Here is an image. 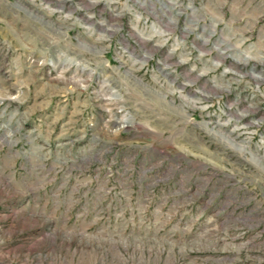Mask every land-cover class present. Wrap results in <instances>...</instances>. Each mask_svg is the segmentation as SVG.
Here are the masks:
<instances>
[{
	"label": "rangeland",
	"instance_id": "1",
	"mask_svg": "<svg viewBox=\"0 0 264 264\" xmlns=\"http://www.w3.org/2000/svg\"><path fill=\"white\" fill-rule=\"evenodd\" d=\"M0 264H264V0H0Z\"/></svg>",
	"mask_w": 264,
	"mask_h": 264
}]
</instances>
